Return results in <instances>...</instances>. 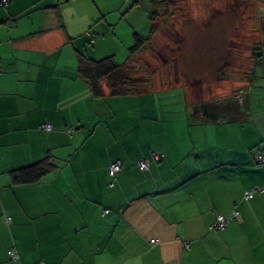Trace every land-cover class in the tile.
Returning a JSON list of instances; mask_svg holds the SVG:
<instances>
[{"label": "crops", "instance_id": "crops-1", "mask_svg": "<svg viewBox=\"0 0 264 264\" xmlns=\"http://www.w3.org/2000/svg\"><path fill=\"white\" fill-rule=\"evenodd\" d=\"M80 1L95 15L65 13ZM128 1L0 0V264H264V192L244 198L264 187V118L255 123L245 101L217 113L252 115L248 129L192 124L185 85L173 120L155 104H123L151 91L100 102L78 78V52L115 56L118 28L135 9ZM203 101L217 111L218 99ZM46 158L55 169L40 182L12 183V171ZM116 161L123 170L112 187ZM235 211L237 220L212 230Z\"/></svg>", "mask_w": 264, "mask_h": 264}, {"label": "rangeland", "instance_id": "rangeland-1", "mask_svg": "<svg viewBox=\"0 0 264 264\" xmlns=\"http://www.w3.org/2000/svg\"><path fill=\"white\" fill-rule=\"evenodd\" d=\"M131 1L133 3L134 0H129L128 3ZM103 3L100 2L99 7L105 11L113 6L111 2L106 5ZM256 4L258 11H254ZM262 4L264 3L258 0H178L175 6L166 9L167 11L158 8L163 13L157 21L159 32L150 36L149 15L156 9L150 0H142L141 5L130 11L128 13L130 17L128 15L118 28L116 33L118 39L115 41L117 48L114 53L116 63L123 64L127 61L129 56L127 46L134 45V39L133 41L130 39L135 34L132 27L136 25V32H139L148 45L146 44V49L135 57L134 74L142 89L145 88L142 84L152 82L153 89L150 88L152 95L142 98L141 102L138 96L128 97V101L123 104L135 107V110L155 104L164 114L166 111L170 114L169 117L177 120L181 115L180 102L185 85L193 104H199L204 99H226L224 97L227 96L223 95L227 93L231 94L227 98H233L237 90L240 91L239 88H245L246 95L243 96V101L250 104L251 114L255 112L252 117L255 123H260L264 118ZM71 7L70 11L65 9V13L73 15L85 9L88 16H91L95 15L97 10L93 2L87 1L76 2ZM126 7L122 8L125 12L128 11L125 10ZM96 26L97 24L93 25L92 33H96L94 32ZM110 32L113 35L112 29ZM104 35H108V29ZM119 37L123 39L124 44ZM102 43L103 41L101 45ZM254 46L261 49L259 52L256 51V54L262 55L261 58L254 57ZM221 70L225 74L223 78ZM198 78L202 79V82H199L203 85V93L200 84L194 81ZM165 87L168 89H164ZM100 102H104V99ZM121 116L122 113L117 115L118 122L122 120ZM251 116L249 120L244 116L231 122L235 126L243 125L248 129L252 126ZM116 120H107L104 125L107 126V123L111 124Z\"/></svg>", "mask_w": 264, "mask_h": 264}, {"label": "trees", "instance_id": "trees-1", "mask_svg": "<svg viewBox=\"0 0 264 264\" xmlns=\"http://www.w3.org/2000/svg\"><path fill=\"white\" fill-rule=\"evenodd\" d=\"M176 1L178 0H150V2L154 5V9H156L151 11L149 15L150 32H151L150 36H154L159 32L157 21L163 16L162 15L163 13L159 9L163 8L164 11H167L166 9L175 6ZM258 1H262L264 3V0H258ZM141 3L142 0H135L132 8L138 7L139 5H141ZM2 5H3V0H2ZM146 44L148 45L147 41L143 39V37L139 33L134 34V45H132L128 49L129 56L127 61L123 64L116 63L115 56H108L102 59H95L87 53L78 52L77 53L78 62L76 68L77 76L80 80L88 84L92 97L94 99H104L106 96L119 98L130 94H142L144 92L150 91V88L153 89L152 82L148 81L146 85L142 84L143 86H145V88L142 89L141 84H139V81L134 74L135 57L143 49H146L147 47ZM253 49H254V57L261 58L262 57L261 54H256V51L258 50L259 52L261 49H259V47L256 46H254ZM223 74L224 71L222 72L221 75L222 78L225 76V74L224 75ZM164 89H168V87H165ZM245 95H246V89L244 88L238 91L235 97L233 98H226L224 100L220 99L218 101L213 102L218 108L217 111L210 110L211 102L206 103L205 101H201L199 104H193L192 106L190 105L191 106L189 109L190 112H188L189 121L192 124L201 125L210 122H222V123L226 121L231 122L235 119L242 118L244 117L243 113H241V111L239 110L232 111V113L228 114V116L226 115L224 116L223 114L217 112H219V109L228 103L230 104L231 108L233 107L235 108V105L238 103L242 104L244 102L243 96ZM198 110L200 111V114L198 113ZM44 132H48V131H44ZM259 155L264 156V150L260 151ZM113 163H111L108 168L109 175L110 177H112L111 179L112 181L110 185L111 184L115 185L114 181L116 177L122 172L121 171L115 177L111 176L110 166ZM260 166L264 168L263 163H260ZM54 169L55 167L50 163V160L46 158L38 163L21 167L15 171H12L10 177L13 184L32 185L40 182L45 176L51 173ZM251 191L252 190L246 191L244 193V198H245V194ZM246 200L249 201L251 199H246ZM233 213H239V212L235 211ZM233 213L229 218L223 215H219V216H223L225 219L228 220L229 223L231 220H237L239 218V217L232 218ZM219 216H217L216 222L218 221ZM8 220L10 222L11 219ZM212 230L218 231V229L214 228V225H212Z\"/></svg>", "mask_w": 264, "mask_h": 264}, {"label": "built area", "instance_id": "built-area-1", "mask_svg": "<svg viewBox=\"0 0 264 264\" xmlns=\"http://www.w3.org/2000/svg\"><path fill=\"white\" fill-rule=\"evenodd\" d=\"M10 2V0H3V5H7L8 3ZM41 129L44 130V131H48L50 132L52 130V126L50 124H44L41 126ZM157 159H159L160 157L159 156H156ZM258 160L264 164V156L263 155H259L258 156ZM140 167L143 169V170H146L148 168L147 164L145 162H140ZM123 170V165L120 161H117L115 163H113L111 166H110V174L111 176L115 177L116 175H118L121 171ZM111 186L113 187L114 185L111 184ZM264 192V188H257L256 191H251V192H247L245 194V198L246 199H252L254 198V196L256 195V193H263ZM109 210H104L103 211V214L104 215H107L109 214ZM239 217V213H234L232 215V218H237ZM228 223V220L225 219L223 216H219L218 217V221L214 224V228L215 229H218V230H222L225 228L226 224ZM157 241H152V244H156ZM15 254H13V257L16 258L14 256Z\"/></svg>", "mask_w": 264, "mask_h": 264}]
</instances>
